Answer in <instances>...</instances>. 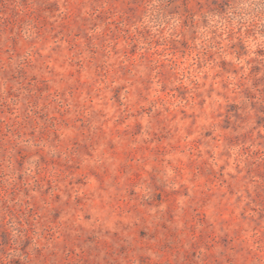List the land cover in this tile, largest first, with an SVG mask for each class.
Returning a JSON list of instances; mask_svg holds the SVG:
<instances>
[{"label":"rangeland","instance_id":"obj_1","mask_svg":"<svg viewBox=\"0 0 264 264\" xmlns=\"http://www.w3.org/2000/svg\"><path fill=\"white\" fill-rule=\"evenodd\" d=\"M0 264H264V0H0Z\"/></svg>","mask_w":264,"mask_h":264}]
</instances>
